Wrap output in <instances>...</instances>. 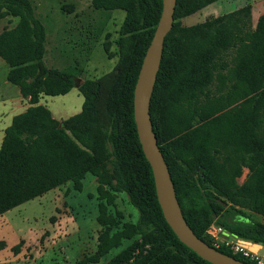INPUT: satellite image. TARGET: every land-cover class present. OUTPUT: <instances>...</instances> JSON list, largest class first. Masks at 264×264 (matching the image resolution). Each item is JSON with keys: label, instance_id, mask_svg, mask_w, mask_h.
I'll list each match as a JSON object with an SVG mask.
<instances>
[{"label": "trees", "instance_id": "obj_1", "mask_svg": "<svg viewBox=\"0 0 264 264\" xmlns=\"http://www.w3.org/2000/svg\"><path fill=\"white\" fill-rule=\"evenodd\" d=\"M211 1L175 0L172 18L181 7L189 13ZM90 5L124 11L117 59L107 73L76 84L74 73L45 66L44 27L30 1L0 0V18L15 19L0 31V59L8 66L5 79L29 104L3 130L0 216L67 181L80 191L89 173L97 181L95 221L101 228L95 251L73 264L98 263L111 248L134 236L101 264H210L182 244L164 221L132 116L133 86L161 0H90ZM222 19L181 28L167 42L170 27L149 116L192 232L209 245L203 233L215 221L238 238L264 245V14L246 33L223 32ZM102 48L110 57L108 45ZM229 50L227 61L223 55ZM74 86L82 96L77 114L57 122L37 104L42 95H63ZM107 128L111 136L101 134ZM243 167L247 173L238 184ZM117 191H123L139 213L135 223L123 222L119 228V219L107 212ZM21 244L22 239L10 247L12 254ZM3 246L0 240V249ZM219 251L255 264L239 253Z\"/></svg>", "mask_w": 264, "mask_h": 264}, {"label": "rangeland", "instance_id": "obj_2", "mask_svg": "<svg viewBox=\"0 0 264 264\" xmlns=\"http://www.w3.org/2000/svg\"><path fill=\"white\" fill-rule=\"evenodd\" d=\"M29 1L44 27L43 61L46 67L74 73L76 84L95 79L113 68L123 10L94 9L90 0ZM183 10V7L178 9L172 18L167 42L181 28L216 18H223L219 23L223 32L252 31L258 17L264 14V0H213L192 12ZM14 22L15 19L9 16L0 18V31L11 27ZM103 44L108 45L110 57L103 50ZM229 51L223 55L227 61L231 56ZM5 69L0 61V80ZM217 82L211 84L212 90ZM72 88L63 95H42L49 112L64 117H52L57 122L80 111L82 96L75 86ZM101 134L111 136L110 128L101 130ZM246 173L247 168L243 167L236 179L238 184L245 179ZM81 184V190L76 191L67 181L4 212L0 216V240L6 245L0 249V264H73L93 253L101 228L95 221L99 202L96 177L86 173ZM112 194L113 201L107 205V212L119 219L117 228L123 222L135 223L139 213L129 203L126 194L123 191ZM251 215L261 219L259 215ZM114 230L112 228L111 232ZM136 237L122 240L119 246L111 248L94 264L105 262ZM20 239L22 244L14 255L10 247Z\"/></svg>", "mask_w": 264, "mask_h": 264}, {"label": "water", "instance_id": "obj_3", "mask_svg": "<svg viewBox=\"0 0 264 264\" xmlns=\"http://www.w3.org/2000/svg\"><path fill=\"white\" fill-rule=\"evenodd\" d=\"M174 6L175 0H161L160 15L145 49L133 86L132 116L137 139L142 154L151 169L155 196L163 219L176 238L210 264H246L212 248L198 238L187 225L178 205L167 166L152 131L149 101L162 54L163 40L171 27Z\"/></svg>", "mask_w": 264, "mask_h": 264}, {"label": "crops", "instance_id": "obj_4", "mask_svg": "<svg viewBox=\"0 0 264 264\" xmlns=\"http://www.w3.org/2000/svg\"><path fill=\"white\" fill-rule=\"evenodd\" d=\"M0 61H2V60L0 59ZM4 65H5L6 69L2 75V79L0 80V142H1V139L3 136V130L10 123L11 117L17 113L24 111L25 108L28 106L27 99L22 98L20 96L18 89L13 90L15 86L10 84L5 79V74H6V71L8 69V66L5 63H4ZM71 89H73V88H71ZM37 104H41V105L46 107V105L44 103L43 96L39 98ZM50 114L55 119L61 117V115H54L52 112H50ZM61 118H64V117H61ZM85 176H86V174H85ZM87 179H89V178H87ZM250 243H251L250 249H252L258 253L264 254V245L257 243V242H253V241H250ZM5 245L6 244H4L3 247H5Z\"/></svg>", "mask_w": 264, "mask_h": 264}, {"label": "built area", "instance_id": "obj_5", "mask_svg": "<svg viewBox=\"0 0 264 264\" xmlns=\"http://www.w3.org/2000/svg\"><path fill=\"white\" fill-rule=\"evenodd\" d=\"M203 234L209 241V245L218 251L224 249L231 253H239L255 264H264V254L250 249L249 240L234 236L215 221L208 224Z\"/></svg>", "mask_w": 264, "mask_h": 264}]
</instances>
